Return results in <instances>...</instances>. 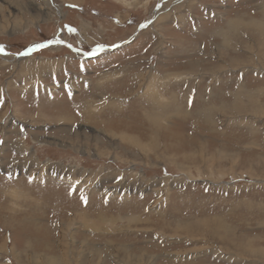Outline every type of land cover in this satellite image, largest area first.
Returning <instances> with one entry per match:
<instances>
[{
  "label": "rangeland",
  "instance_id": "obj_1",
  "mask_svg": "<svg viewBox=\"0 0 264 264\" xmlns=\"http://www.w3.org/2000/svg\"><path fill=\"white\" fill-rule=\"evenodd\" d=\"M0 264H264V0H0Z\"/></svg>",
  "mask_w": 264,
  "mask_h": 264
},
{
  "label": "bare ground",
  "instance_id": "obj_2",
  "mask_svg": "<svg viewBox=\"0 0 264 264\" xmlns=\"http://www.w3.org/2000/svg\"><path fill=\"white\" fill-rule=\"evenodd\" d=\"M233 23H234V22H233ZM226 29H227V28H226ZM228 32H229V31H228ZM226 36H227V35H226ZM221 44H222V43H221ZM228 46H229V45H228ZM215 51H216V50H215ZM220 75H221V74H220ZM222 79H223V78H222ZM162 84H163V83H162ZM165 86H166V85H165ZM170 87H171V86H170ZM212 88H213V87H212ZM148 89H149V88H148ZM152 89H153V88H152ZM146 90H147V88H146ZM215 90H216V89H215ZM94 91H95V90H94ZM242 92H243V91H242ZM214 94H215V93H214ZM72 100H73V99H72ZM76 103H77V102H76ZM86 104H87V103H86ZM81 105H82V104H81ZM171 106H172V105H171ZM171 106H170V107H171ZM84 107H85V106H84ZM90 107H91V106H90ZM179 108H180V107H179ZM162 109H163V108H162ZM176 109H177V108H176ZM255 109H256V108H255ZM168 110H169V109H168ZM179 110H180V109H179ZM240 110H241V109H240ZM245 110H246V109H245ZM61 111H62V110H61ZM91 111H92V110H91ZM160 111H161V110H160ZM248 111H249V110H248ZM65 112H66V111H65ZM73 112H74V111H73ZM80 112H81V111H80ZM237 112H238V111H237ZM40 113H41V112H40ZM85 113H86V112H85ZM90 113H91V112H90ZM34 114H35V113H34ZM37 114H38V113H37ZM83 114H84V113H83ZM207 114H208V113H207ZM252 114H253V113H252ZM39 115H40V114H39ZM42 115H43V114H42ZM42 115H41V116H42ZM86 115H88V114H86ZM183 115H184V114H183ZM43 116H44V115H43ZM59 116H60V115H59ZM91 116H92V115H91ZM52 117H53V116H52ZM84 117H85V116H84ZM87 117H88V116H87ZM87 117H86V118H87ZM179 117H180V116H179ZM182 117H183V116H182ZM36 118H37V117H36ZM38 118H39V116H38ZM67 118H68V117H67ZM67 118H66V119H67ZM68 119H69V118H68ZM158 119H159V118H158ZM54 120H57V119H54ZM60 120H62V118H60L59 121H60ZM152 120H153V119H152ZM160 120H161V119H160ZM162 137H164V136H162ZM140 145H142V144L140 143ZM12 146H13V145H12ZM22 148H23V147H22ZM99 175H100V174H99ZM38 177H39V176H38ZM105 177H106V176H105ZM50 178H51V177H50ZM103 178H104V177H103ZM44 179H45V178H44ZM105 179H106V178H105ZM43 192H44V191H43ZM117 194H118V193H117ZM6 208H7V207H6ZM81 215H85V213H84V214H81ZM79 217H80V216H79ZM82 217H83V216H82ZM83 218H86V217L84 216ZM76 222H77V221H76ZM88 222H89V221H88ZM84 225H85V226H89L90 223H85V222H84L83 226H84ZM223 227H224V225H223ZM38 228H39V227H38ZM200 232H201V231H200ZM255 252H258V251H255ZM260 255H261V254H260ZM52 262H53V261H52Z\"/></svg>",
  "mask_w": 264,
  "mask_h": 264
},
{
  "label": "water",
  "instance_id": "obj_3",
  "mask_svg": "<svg viewBox=\"0 0 264 264\" xmlns=\"http://www.w3.org/2000/svg\"><path fill=\"white\" fill-rule=\"evenodd\" d=\"M35 47V45H32V46H30V48L29 49H33Z\"/></svg>",
  "mask_w": 264,
  "mask_h": 264
}]
</instances>
